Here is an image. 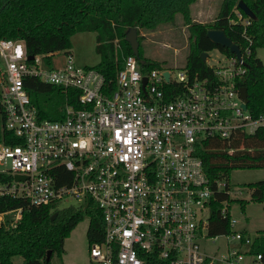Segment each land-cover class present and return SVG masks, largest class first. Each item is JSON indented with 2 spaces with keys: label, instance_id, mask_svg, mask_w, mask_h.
<instances>
[{
  "label": "built area",
  "instance_id": "obj_1",
  "mask_svg": "<svg viewBox=\"0 0 264 264\" xmlns=\"http://www.w3.org/2000/svg\"><path fill=\"white\" fill-rule=\"evenodd\" d=\"M235 14V23L250 24ZM245 39L248 54L252 42ZM28 57L23 40L0 39L3 127L16 141L0 143V175L9 177L0 183V197L58 208L72 201L81 210L93 202L103 217L102 240L89 245L96 264H264L263 254L251 252L255 238L234 230L227 199L220 215L228 217L229 232L215 236L226 239V249L202 247L215 238L209 235L212 200L221 192L232 198L224 180L208 179L197 144L264 127V115L252 119L242 108V55L224 56V63L209 66V77L183 69L172 79L164 68L144 73L132 54L115 76V90L94 68L77 67L68 50ZM25 78L64 93L75 89L81 108L67 104L61 120L38 121ZM167 83L180 88L168 101ZM20 218L21 209L2 213L0 225L14 227Z\"/></svg>",
  "mask_w": 264,
  "mask_h": 264
},
{
  "label": "trees",
  "instance_id": "obj_2",
  "mask_svg": "<svg viewBox=\"0 0 264 264\" xmlns=\"http://www.w3.org/2000/svg\"><path fill=\"white\" fill-rule=\"evenodd\" d=\"M197 0H0V39L23 40L28 55H44L71 48V37L80 32L96 33L95 51L100 57L93 66L100 72L110 90H115V76L123 68L126 57L132 55L125 33L130 28L153 31L158 26L172 24L180 14L189 32L188 52L185 58L190 76L209 77L213 70L200 55L217 49L232 58L228 49L214 45L207 37L208 30H221L241 51L246 72L239 81V87L247 90V110L252 119L264 115V68L256 56L258 48H264V0H221L219 11L212 23H196L190 18V6ZM242 1L253 13L254 19L244 27L235 23L238 2ZM243 19L247 16L238 10ZM234 22V23H233ZM252 44L250 52L244 53ZM139 42V64L147 73L163 69L162 63L145 59ZM49 63V60H47ZM23 86L30 103L35 109L38 121H57L64 117L67 104L75 109L78 92L69 89L64 93L59 87L47 85L35 78H25ZM165 100H171L178 91L177 84H164ZM3 113L0 107V143L15 144L13 136L4 130ZM196 156L201 160L203 170L210 182L226 180L227 174L236 169L264 168V127L253 134L238 130L228 139L208 138L197 144ZM69 177V175H68ZM9 177L0 175V183ZM227 184V182H226ZM228 185V184H227ZM229 188V187H228ZM253 200L264 205V181L248 184L246 187ZM232 202L221 192L211 202L209 235L215 237L229 232L228 217L220 215L221 202ZM21 209V218L14 227L0 225V264H13V258H21L20 264H50L54 254L63 253L64 240L85 217L89 218L86 231L88 244L101 242L103 217L93 202L81 210L74 206L59 209L57 203L33 206L20 198L0 197V214ZM264 209V206H263ZM56 214L54 220L50 217ZM50 259L46 261L47 252ZM251 252L264 255V232L259 233L252 244Z\"/></svg>",
  "mask_w": 264,
  "mask_h": 264
},
{
  "label": "rangeland",
  "instance_id": "obj_3",
  "mask_svg": "<svg viewBox=\"0 0 264 264\" xmlns=\"http://www.w3.org/2000/svg\"><path fill=\"white\" fill-rule=\"evenodd\" d=\"M221 0H197L189 9L190 18L196 23L209 24L216 18ZM141 47L145 59L160 62L164 69L170 71L172 79L183 70L188 52L189 32L184 25L180 14L175 16L172 24L158 26L153 31L139 30ZM96 33L80 32L71 37L70 54L74 64L79 68L93 67L100 61L95 51ZM206 64L216 66L224 63V55L217 49L207 53ZM256 56L264 68V48L256 50ZM264 83V76H263ZM2 169V168H0ZM264 181V168L261 169H236L227 174V182L232 202H229L230 217L237 221L235 231L245 232L254 239L259 233L264 232L263 204L252 199L248 184ZM75 205L72 201L59 203V208ZM89 218L85 217L64 240L63 253L54 254L50 264H96L89 257V244L86 231ZM227 241L224 237H215L202 244L206 252L216 249H226ZM21 258H13V264H20Z\"/></svg>",
  "mask_w": 264,
  "mask_h": 264
},
{
  "label": "water",
  "instance_id": "obj_4",
  "mask_svg": "<svg viewBox=\"0 0 264 264\" xmlns=\"http://www.w3.org/2000/svg\"><path fill=\"white\" fill-rule=\"evenodd\" d=\"M237 6H238V10L242 11L247 17H249L250 19H254L253 13L249 10V8L242 1H239ZM137 37H138V35H137V29L136 28H130L125 33V40L130 45V48L132 50L133 56H135L137 58L139 64H143L144 63V60L140 59L139 52H138L139 42H138ZM206 37L214 45L228 49V51L231 54H233L236 57V59L239 60L241 58L240 49L238 48V46L236 44H234L224 34L223 31H221V30H208L206 32ZM207 57H208V55L206 53H202L200 55V58H201L202 62H206V58ZM28 58L29 59H32L33 58V55H29ZM163 76L166 79V81H168V78H169L168 71H165L163 73ZM145 84H146V78L144 77L142 79V90H143V92H144ZM239 94H240V97L243 100L242 108L245 110L247 108L246 105H247V102H248V96H247V90H246V88L245 87H240ZM15 178L16 179H19L20 177H15ZM55 217H56V214H53L50 217V220H54ZM50 255H51V252L48 251L47 252V255H46V261H49Z\"/></svg>",
  "mask_w": 264,
  "mask_h": 264
}]
</instances>
